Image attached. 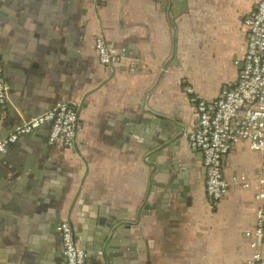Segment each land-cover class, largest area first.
<instances>
[{
    "label": "crops",
    "instance_id": "0c3cea01",
    "mask_svg": "<svg viewBox=\"0 0 264 264\" xmlns=\"http://www.w3.org/2000/svg\"><path fill=\"white\" fill-rule=\"evenodd\" d=\"M259 2L0 0V140L59 103L79 113L76 150L52 145L46 124L0 155L1 178L36 188L30 209L0 192V264H67L62 221L86 264H247L264 152L234 142L228 191L213 201L189 139L199 113L188 87L214 100L238 84ZM98 36L122 51L118 67L100 62ZM144 109L165 116V132L146 127ZM116 220L128 229L106 256L96 237ZM256 241L264 255V233Z\"/></svg>",
    "mask_w": 264,
    "mask_h": 264
},
{
    "label": "built area",
    "instance_id": "2783aa9c",
    "mask_svg": "<svg viewBox=\"0 0 264 264\" xmlns=\"http://www.w3.org/2000/svg\"><path fill=\"white\" fill-rule=\"evenodd\" d=\"M250 27L249 45L240 81L233 87L224 88L217 99L202 97L194 87H188L192 102L199 113V126L189 134L193 148L203 152L207 169V192L213 201H220L228 191L229 181L223 173V162L236 141H248L256 152H264V0H260L255 10L246 20ZM96 48L102 64L118 67L123 59L119 48L108 43L104 36L96 38ZM135 70V67H132ZM9 86L5 73L0 68V103L8 99ZM50 124L49 141L52 145L76 150L79 127V113L69 103H59L52 109L33 117L0 140V155L7 152L10 144L21 136L32 133L41 126ZM235 182L239 181L234 177ZM242 186H249L242 182ZM260 202L256 209L255 228L247 232L252 237L254 252L247 264H264V255L257 250L256 238L264 233V164L259 185L255 193ZM64 255L67 264H86V253L80 240L75 236L72 225L62 221Z\"/></svg>",
    "mask_w": 264,
    "mask_h": 264
},
{
    "label": "water",
    "instance_id": "95a60500",
    "mask_svg": "<svg viewBox=\"0 0 264 264\" xmlns=\"http://www.w3.org/2000/svg\"><path fill=\"white\" fill-rule=\"evenodd\" d=\"M146 118L144 120V123L146 125V127L150 128L151 130H158V131H163L165 132L164 128L165 125L161 122L158 121V117H160V120H164L167 121L165 116L159 115L153 111H150L148 109H144L143 110ZM153 116L150 118V116ZM15 144H19L18 142L16 143H12L10 144L9 148H11L13 145ZM165 143L160 144V145H155L156 149L159 150L157 153H161L164 149H162V147L164 146ZM8 152V151H7ZM6 153L2 154L6 156ZM1 155V156H2ZM14 187L10 186V183H8L6 180H4L3 178H1L0 176V192H4V194L10 199V200H15V204H13V207L16 209H30L32 208L31 205H29V203H32V198L34 197V193L36 192V188L35 185L32 184V186L26 184V180L24 178L23 175L17 176L14 180ZM34 187V189H33ZM20 197V198H19ZM25 203L26 204H22L19 205L20 203ZM19 205V206H18ZM127 224H129V221H118L116 220L113 224L112 222L108 223V226L106 227V231H104L101 234H98L96 237V249L100 252H102V254L104 253L107 256V249H106V245L107 242L110 240H112V238L114 236H116V234H120V232L122 231V229H128L127 228ZM110 229V231H109ZM109 231L108 235L107 232ZM125 231V230H123Z\"/></svg>",
    "mask_w": 264,
    "mask_h": 264
}]
</instances>
